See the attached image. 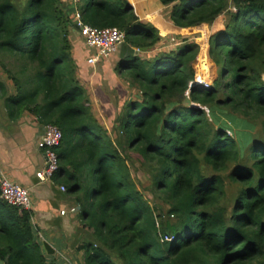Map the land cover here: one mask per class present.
I'll list each match as a JSON object with an SVG mask.
<instances>
[{
    "label": "trees",
    "instance_id": "obj_1",
    "mask_svg": "<svg viewBox=\"0 0 264 264\" xmlns=\"http://www.w3.org/2000/svg\"><path fill=\"white\" fill-rule=\"evenodd\" d=\"M161 1L180 28L212 26L208 88L196 82L195 41L143 58L162 36L128 0H0L1 63L21 74L20 104L35 103L63 133L53 180L92 231L84 264H264V0ZM73 8L86 24L126 34L115 70L142 99L115 123L125 141L99 122L77 76ZM256 119L252 137L245 127ZM123 143L168 209H155L137 185ZM32 216L0 190V257L64 264L44 250Z\"/></svg>",
    "mask_w": 264,
    "mask_h": 264
},
{
    "label": "crops",
    "instance_id": "obj_2",
    "mask_svg": "<svg viewBox=\"0 0 264 264\" xmlns=\"http://www.w3.org/2000/svg\"><path fill=\"white\" fill-rule=\"evenodd\" d=\"M61 1L69 6L70 0ZM128 2L140 21L152 24L159 30L162 41H168L172 46L195 41L201 46L199 57H202L204 50L207 54L206 39H209L212 28L210 24L180 28L171 19L173 5H165L161 0H128ZM73 11L74 14L77 13L74 8ZM71 42L73 57L78 67L77 76L87 90L95 116L102 124L99 119L100 112L115 116V111L109 97L100 98L101 83L104 82L111 90L117 91L121 97L124 95H122L123 90L131 86L130 82L115 70L123 53L122 48L117 58L113 57L112 53L96 65H91L88 63L90 51L75 28L71 33ZM199 57L197 61H200L201 57ZM2 59L0 55V170L13 182L29 189L32 223L54 248L57 260L66 264L65 256L76 254L74 251L69 253L71 250H76L78 255L81 251V255L84 256L86 243L93 240L92 231L85 226L80 214L81 206L79 209L75 197L67 190L61 189L63 184L56 183L53 178L46 181L39 179L38 172L46 165L45 151L39 146L45 124L36 112L35 103L20 104L22 93L18 83L21 74L9 73L3 67ZM11 67L12 65L7 68ZM25 85L27 86V83ZM23 90L26 91V87ZM41 98L43 96L39 101ZM63 210L65 214H62ZM0 264L9 263L0 257Z\"/></svg>",
    "mask_w": 264,
    "mask_h": 264
},
{
    "label": "built area",
    "instance_id": "obj_3",
    "mask_svg": "<svg viewBox=\"0 0 264 264\" xmlns=\"http://www.w3.org/2000/svg\"><path fill=\"white\" fill-rule=\"evenodd\" d=\"M75 19L76 26L74 28L79 31L86 47L90 51L88 63L91 65H96L102 59L108 58L125 43L126 34L117 27L99 28L91 26L81 20L79 12L76 13ZM205 85L208 86V83ZM62 138L63 133L58 126L55 124L45 125L44 134L39 141V146L45 151L46 156V165L38 172V177L41 181L51 180L59 169V157L56 149L60 146ZM61 189L63 191L67 190L65 185H62ZM0 190L2 197L6 202L17 206L20 209L31 211L32 202L29 189L7 178L1 170ZM62 214H65L64 210L62 211ZM33 228L37 239L44 243V235L34 226V224ZM166 239L171 240L172 238L166 237Z\"/></svg>",
    "mask_w": 264,
    "mask_h": 264
},
{
    "label": "rangeland",
    "instance_id": "obj_4",
    "mask_svg": "<svg viewBox=\"0 0 264 264\" xmlns=\"http://www.w3.org/2000/svg\"><path fill=\"white\" fill-rule=\"evenodd\" d=\"M210 35H212L211 31L209 33V37ZM120 48H118L116 52L112 54L113 57L117 58V56H119ZM176 49H177V46H172L170 43H168V41H161L155 49L149 51L148 53H145L143 55V58H152L157 54V52H160L163 50L172 51ZM0 54L4 55L5 53L0 51ZM195 69H196V76H197L196 82L201 83L205 87L208 88L209 85L212 84L213 79L216 77V71H217L216 66L213 65V63L211 62L209 58L208 48H207V54L204 50L202 57L200 58V61H196ZM206 83H208V86L205 85ZM101 84L102 85L99 90V96L101 99L102 98L107 99V97H109L113 105L114 111H115V116L107 115V113L105 112H100L101 115L99 116V119H101L102 124L106 125L105 127L109 128L108 129L109 131L111 130V132H113L114 138L123 137V141H125L124 135H122L123 133L119 131V127L116 126L115 123L119 119V116L122 114L125 104L129 100L140 99L141 93L139 90H137L133 86H130V87L125 86L126 90L125 91L123 90L122 95L123 94L124 95L121 97L119 93H117V91L114 92L113 90H111L107 85H105L104 82H102ZM101 91L102 93H100ZM253 122L252 121L247 122L248 125L245 127L246 128L245 131L248 132L250 135H252V137L256 136V134L259 133L260 127H261L259 125V123H261L260 119H256ZM123 144H124V148H126L127 144L125 143ZM125 154L130 157L129 161H130L132 175L135 178L137 185L141 187L145 195L148 197L149 199L148 201L150 202V204L154 207L157 206L158 210L162 208H164V210L168 209L169 205L162 202V199L159 198L160 195L159 196L157 194L155 195V193H152L149 190L151 178L146 168L141 165L140 157L138 156V154H135L134 151L129 150L128 148L125 149ZM73 251L74 253H76L75 255L65 256L66 264H84V259H83V256L81 255V251H80V255H78V252L76 250H71L69 251V253H73Z\"/></svg>",
    "mask_w": 264,
    "mask_h": 264
},
{
    "label": "water",
    "instance_id": "obj_5",
    "mask_svg": "<svg viewBox=\"0 0 264 264\" xmlns=\"http://www.w3.org/2000/svg\"><path fill=\"white\" fill-rule=\"evenodd\" d=\"M79 209H80V206H79ZM43 244H44V248L48 254H54L55 253L54 248L48 243V241L45 240Z\"/></svg>",
    "mask_w": 264,
    "mask_h": 264
}]
</instances>
